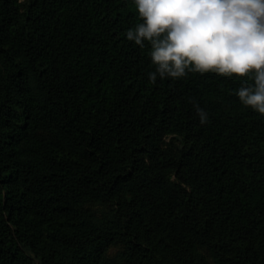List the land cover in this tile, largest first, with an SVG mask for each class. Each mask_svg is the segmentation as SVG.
Segmentation results:
<instances>
[{
    "label": "trees",
    "instance_id": "obj_1",
    "mask_svg": "<svg viewBox=\"0 0 264 264\" xmlns=\"http://www.w3.org/2000/svg\"><path fill=\"white\" fill-rule=\"evenodd\" d=\"M141 22L134 0H0V264H264L246 78L151 83Z\"/></svg>",
    "mask_w": 264,
    "mask_h": 264
},
{
    "label": "clouds",
    "instance_id": "obj_2",
    "mask_svg": "<svg viewBox=\"0 0 264 264\" xmlns=\"http://www.w3.org/2000/svg\"><path fill=\"white\" fill-rule=\"evenodd\" d=\"M142 20L126 33L149 53V80L179 79L189 72L246 78L240 102L264 115V0H134ZM247 80L254 83L249 84ZM200 123L208 114L190 101Z\"/></svg>",
    "mask_w": 264,
    "mask_h": 264
},
{
    "label": "rangeland",
    "instance_id": "obj_3",
    "mask_svg": "<svg viewBox=\"0 0 264 264\" xmlns=\"http://www.w3.org/2000/svg\"><path fill=\"white\" fill-rule=\"evenodd\" d=\"M18 4L20 6V10L22 11L26 8L27 0H18ZM182 137L183 136L181 134L173 130L166 131L162 136L160 146H162L164 149L168 148L170 145L178 147L181 145V142L183 140ZM175 179L176 177L173 176V180ZM120 249V245L113 246L108 252L109 257H114L120 251Z\"/></svg>",
    "mask_w": 264,
    "mask_h": 264
}]
</instances>
